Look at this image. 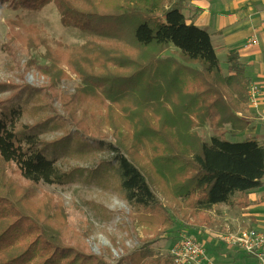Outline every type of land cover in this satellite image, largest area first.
<instances>
[{
  "label": "trees",
  "instance_id": "obj_1",
  "mask_svg": "<svg viewBox=\"0 0 264 264\" xmlns=\"http://www.w3.org/2000/svg\"><path fill=\"white\" fill-rule=\"evenodd\" d=\"M4 3L15 11L31 12H40L52 4L62 27L74 28L89 37L80 46L65 47L40 27L21 24L18 28L21 33L12 34L10 30L6 34L9 40L3 50L11 63L28 71L34 69L47 80V84L39 88L42 87L41 91L53 101L63 95L58 85L69 78L67 72L82 83L75 98L94 97L97 90V94L105 97L100 100L106 103L101 105L106 109L104 115L99 113L90 121L87 113L80 120H74L71 113L67 117L59 116L61 124L54 127L66 125L78 131H89L87 125L82 126L89 121L96 135L106 137L100 132L105 125L111 130L109 134L117 137L118 144H112L105 137L95 138L81 132V137L96 145L95 152L107 150L113 155L110 161L99 162L100 166L90 175L111 172L118 193L140 213L138 224L146 233H152L153 238L114 264H173L170 256L164 260L155 259L152 245L171 234L179 235L180 231L188 235L192 225L190 218H195L197 210L221 204L232 207L238 196L263 186L264 147L255 138L242 142L224 138L225 133L234 134L236 130L245 129V123L236 116L238 111L245 112L249 105L251 81L245 75V66L237 54L231 53L226 59L227 76H223L209 34L187 24L181 3L175 0H0V4ZM21 35L22 39L16 38ZM111 40L114 43H108ZM120 42L132 45L137 55L126 54ZM13 47L28 53L43 49L42 58L48 66L35 69L30 60L18 64ZM170 47L176 49L180 60L167 56L160 59ZM194 65L198 69H191ZM120 68H128L130 73L120 75L117 72ZM1 84L0 94L10 92L12 96L0 99V163L8 169L12 165L31 186L75 182L77 172L62 171L55 157L68 148L63 138L70 132L61 139L46 142L43 130L55 119L48 117L41 126L42 131L39 128L42 119L38 115L33 117L37 121L34 128L27 124L26 116L30 112L37 113L47 105L40 103L39 88L26 80ZM190 85L194 92L190 91ZM124 91L133 93L128 100L129 106L163 113L162 127L158 130L162 132L165 127L169 131L160 133L161 138L183 143L179 148L164 141L155 143V139L144 136L148 131L151 137L156 136L149 121L139 117L142 121L135 122V149L150 160L149 172L128 155V149L120 140L124 132L114 125L109 113L119 97L115 94ZM77 99H71V105L76 107L81 102ZM208 100L213 101L207 104ZM192 112H198L193 113L195 119H199L200 124L208 123L215 132L208 141L194 139L190 133L195 123ZM23 120L27 123L23 124ZM119 124L129 129L124 122ZM226 127L230 129L228 132ZM219 131H224L222 136L216 135ZM2 167L0 191L6 193H0V264H111L93 253L69 228L61 202L39 195L45 202L32 216L21 211L19 204L26 197H34L35 193L29 189L18 201L12 199L9 195L14 193L3 182ZM154 181L159 182L162 194L171 195L168 198L172 205L158 199ZM177 219L180 224L184 223L182 230L183 224L173 230ZM67 234L77 240L69 239Z\"/></svg>",
  "mask_w": 264,
  "mask_h": 264
},
{
  "label": "rangeland",
  "instance_id": "obj_2",
  "mask_svg": "<svg viewBox=\"0 0 264 264\" xmlns=\"http://www.w3.org/2000/svg\"><path fill=\"white\" fill-rule=\"evenodd\" d=\"M37 26L40 27L50 38L61 43L65 47H77L89 40V37L74 28H64L60 24L59 15L56 12L55 7L51 4L46 6L40 12L31 11H15L9 6L8 3L0 4V84L3 82L11 81L17 83L18 81H28L31 85L39 88L44 84H47V80L37 71L30 70L20 67L19 65L11 63L7 57L5 51L3 50V45L9 40L7 33L10 30L13 31L12 34L20 26ZM17 39H22L21 37H16ZM19 43V42H15ZM108 43H114V40L108 41ZM119 46L123 49L126 54L131 56H136L137 51L134 50L133 46L124 42H120ZM16 53L17 63L20 65L25 64L27 61H32L35 69H45L48 66V62L42 58L43 49L38 50V52H25L21 51V48L13 47ZM169 48L160 59L174 56L175 59H179L176 51ZM180 60V59H179ZM191 69H198V66H191ZM120 75L130 73L128 68H120L117 71ZM69 78L62 80L58 87L63 93L62 97L57 100H52L51 97L45 95V91H41L42 87L37 89L39 100L41 104H47L46 107L39 110V112L32 111L26 117L29 119L23 120L22 123H27L29 127L34 128L37 121H34V116H39L42 120L40 123L43 126V122L48 118L52 117L55 119L53 122L49 121L46 128L43 130L45 132V137L43 139L46 142H53L58 139L63 138L65 134L70 132V134L63 138L66 139L68 148L61 151L55 155L56 165L62 171L66 172H77L75 174L77 179L75 182H68L65 185H47L40 183L37 186H31L30 183L23 180L16 169L11 166L8 169L6 165L0 163V168H3L4 178L3 182L13 195H9L14 200H19L20 197L25 196L29 189L35 193L34 197H26L24 201L19 204V208L26 215L32 216L36 210L44 204V200L39 198V195L43 198L45 196H50L56 201L62 203L65 214L67 216V224L69 228L76 232L80 241H83L95 254L101 255L104 259L108 260L111 264L116 263L121 257L132 253L133 251L139 249L145 244V242H151L153 238L152 233H146V229L138 224V217L140 213L134 210L129 204L120 196L115 185V178L111 172L105 173L100 172L99 174L90 173L95 172L100 166L101 161H110L113 157L112 153L105 151L93 150L96 145L92 143L88 138L81 137V132L75 127L58 125L61 124L57 118L67 117L71 113L74 115V120H80L84 113L89 115L90 121L92 117H97L99 113L104 115L106 113L104 102L103 104L100 100H104L101 95L97 94L95 91V96H81L80 99L74 97L78 89L82 88L81 80H79L71 72H67ZM196 83V82H195ZM134 85V84H133ZM133 85L130 88H133ZM2 86V84H1ZM190 91L193 90L191 85L189 86ZM216 89L220 90V85H216ZM134 91V90H133ZM195 90H193L194 92ZM223 89L221 88V92ZM10 92H3L0 94L1 100H6L10 98ZM133 93L125 92L117 93L118 99L112 104V110L109 111L110 116L113 117L114 125L118 126L120 130H123L124 135L120 137L121 142L128 149V155L132 157L140 168H147L150 160L143 155V152H136L135 142L137 140L135 136L136 123L142 121L143 117L149 121V125L156 134L152 136L147 132L148 135H144L147 138L155 139V143L166 142L174 145L175 148L183 146L182 142H176L174 139H164L160 137V133H165L169 131L168 128L163 127V131L158 130L159 126L162 127L163 113L160 111L154 112L149 109H139L137 107L129 106L131 102H128L129 98L133 97ZM225 98V97H224ZM228 97H226L227 99ZM71 99H77L81 102L75 107L71 105ZM215 100V99H213ZM213 100L205 101L207 104L212 103ZM53 101V103H52ZM62 101V103H60ZM49 104V106H48ZM73 109L75 111H73ZM56 110V111H55ZM198 112H192V119L195 123L192 126L193 129L190 131L193 134V138H199L203 141H207L211 136L215 134L212 127L208 123L200 124L199 119H195V114ZM132 117H135L133 120ZM119 122H124V126L129 129H124L120 126ZM129 124H132V128ZM89 127V131L85 129V133L94 136L95 138L101 137V134H95L94 129L90 126V122H84L82 125ZM85 128V127H84ZM42 131V130H41ZM111 130L105 125L100 128V132L106 135L105 139L109 143H117V137L115 134H109ZM224 132V131H223ZM223 132H217L216 135L222 136ZM119 133V132H118ZM129 133V134H128ZM77 134V135H76ZM118 144V143H117ZM130 150V151H129ZM79 171H82V175H79ZM87 172V173H86ZM149 172V168L146 169ZM87 174V178L85 177ZM92 176V177H90ZM154 190L158 195V199L161 202H165L172 205L169 198L171 195L162 194L160 192V184L154 181ZM0 193L5 194L6 192L0 191ZM0 194V196L2 195ZM169 197V198H168ZM205 210V209H204ZM179 215V212H176ZM200 215L195 213V218H190V223L197 226H204L208 224V221L204 217L198 219ZM193 220V223H192ZM179 219L176 220L173 230H177L181 227ZM181 230L183 228H180ZM199 230V229H197ZM202 232L203 230L200 229ZM196 232V231H195ZM195 232L187 233L191 238L198 236ZM181 233V231H180ZM179 233V234H180ZM194 233V234H193ZM177 234V233H175ZM69 239L77 240L67 234ZM203 236L200 237L202 239ZM177 237H172L171 240L163 239L152 245L155 251V259L160 258L164 260L169 257V251ZM150 240V241H148Z\"/></svg>",
  "mask_w": 264,
  "mask_h": 264
},
{
  "label": "crops",
  "instance_id": "obj_3",
  "mask_svg": "<svg viewBox=\"0 0 264 264\" xmlns=\"http://www.w3.org/2000/svg\"><path fill=\"white\" fill-rule=\"evenodd\" d=\"M175 1L182 4L187 24L209 34L222 75L227 76L228 55L235 53L245 66V75L251 85L257 87V108L248 105L245 112L236 113L237 118L245 123V129L236 130L234 134L225 133L224 138L230 142L255 138L264 147V0ZM225 130L230 129L226 127ZM197 211L198 219L204 217L208 224H192L188 231L190 234L196 231L195 241L204 246L214 264H257L223 239L240 230H264V183L261 188L238 196L232 207L221 204ZM177 235L171 234L165 239L171 240Z\"/></svg>",
  "mask_w": 264,
  "mask_h": 264
},
{
  "label": "built area",
  "instance_id": "obj_4",
  "mask_svg": "<svg viewBox=\"0 0 264 264\" xmlns=\"http://www.w3.org/2000/svg\"><path fill=\"white\" fill-rule=\"evenodd\" d=\"M249 106L257 108V87L254 85L249 88ZM223 240L257 264H264V230H240L228 234ZM169 255L173 264H214L201 243L182 233L173 243Z\"/></svg>",
  "mask_w": 264,
  "mask_h": 264
}]
</instances>
